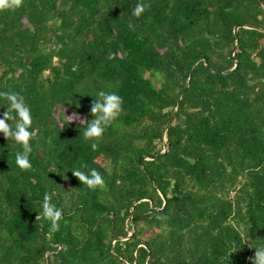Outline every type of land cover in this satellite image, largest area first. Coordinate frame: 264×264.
Segmentation results:
<instances>
[{
    "label": "trees",
    "instance_id": "obj_1",
    "mask_svg": "<svg viewBox=\"0 0 264 264\" xmlns=\"http://www.w3.org/2000/svg\"><path fill=\"white\" fill-rule=\"evenodd\" d=\"M138 2L0 12V91L25 97L36 131L27 171L0 133V264H253L264 249V30L235 34L264 29L262 0H144L137 18ZM202 57L233 69L199 61L178 102ZM101 90L124 110L93 151L82 121ZM90 169L104 188L72 172ZM45 194L63 210L59 231Z\"/></svg>",
    "mask_w": 264,
    "mask_h": 264
},
{
    "label": "clouds",
    "instance_id": "obj_2",
    "mask_svg": "<svg viewBox=\"0 0 264 264\" xmlns=\"http://www.w3.org/2000/svg\"><path fill=\"white\" fill-rule=\"evenodd\" d=\"M23 5L24 0H0V12H14L23 7ZM150 7V3H144V0H140L134 7L132 15L139 18ZM128 27L130 30H135V25L131 21ZM73 70L76 69L74 68ZM94 97L95 99L91 104V115L93 118L90 121H82V123L86 124L82 136L85 140L92 142L93 151L97 150L98 142L103 139L106 129L119 118L124 110L123 98L115 92L101 90ZM0 99L8 102L7 111L0 118V133L6 139L14 140L22 146L23 151H17L15 162L21 170H30L32 168L30 162L31 142L36 138V131H30V129H33L34 123L30 106L26 103L23 95L13 91H0ZM69 118L71 120L79 119L76 114ZM84 167L87 166L85 165ZM72 172L83 185L92 190L102 189L106 186L103 175L96 169H90L88 173L81 170H73ZM42 214L44 218L50 221L51 231H59L63 210L51 202L49 194L44 196ZM39 218L40 216L37 217V219ZM253 264H264V249H256Z\"/></svg>",
    "mask_w": 264,
    "mask_h": 264
},
{
    "label": "water",
    "instance_id": "obj_3",
    "mask_svg": "<svg viewBox=\"0 0 264 264\" xmlns=\"http://www.w3.org/2000/svg\"><path fill=\"white\" fill-rule=\"evenodd\" d=\"M262 5H263V7H264V0H262ZM240 26H245V27H250V28H257V29L264 30V29H262V28H259V27L253 26V25H240V24H238V25H236V27H235V34H236L237 37H238V29H239ZM236 49H237V44L235 45V47L233 48V50H232L231 53H230L231 59L235 62V65H234L233 68H235V67L238 65V61L235 59V51H236ZM201 60L204 61V64L206 65V67L209 69V71H210L211 73H215V74H220V75H222V74L229 73V72L233 69V68H231V69H228V70H225V71H215V70H213V69L210 67V65H209V63H208V59H207V57H202V58L198 59V61L194 64V66H193V68H192V71H191V74H190L189 80L187 81V84H186V86H185L184 91L181 92L180 95H179L178 102L181 100L182 95L184 94V92L186 91V89H187L188 86H189L190 79H191V77H192V75H193V71L195 70V67H196L197 63H198L199 61H201ZM174 115H175V111L172 113L171 118H170L169 121L167 122V124H166V129H167L168 126L170 125L171 120L173 119ZM167 147H168V141H167V139L165 138V139H164V147H163V150H161L158 154H156L155 156H153V157H151V158L154 159V158H156V157L162 155L163 153H165V152L167 151ZM149 158H150V157H147V156L141 155V156H139V162H140L141 167H142V168L145 170V172L147 173L148 177L152 180V176H151V174L149 173V171H148V170L145 168V166L143 165V160H144V159H149ZM147 199H148V198H147ZM149 200H150V202H151V204H152L153 201H152L151 199H149ZM139 201H141V200H137V201H134V202L132 203V205H131V213H133V207H134V205H135L136 203H138ZM166 203H167V200L164 199V205H165ZM164 205H163V206H164ZM128 219H130V220L132 219V214H130V215L128 216ZM132 234H134V231H133V230H130V233H129L128 236H126V237H120V238H118V239H126V238H128L129 236H131ZM141 245H142V244H141Z\"/></svg>",
    "mask_w": 264,
    "mask_h": 264
},
{
    "label": "rangeland",
    "instance_id": "obj_4",
    "mask_svg": "<svg viewBox=\"0 0 264 264\" xmlns=\"http://www.w3.org/2000/svg\"><path fill=\"white\" fill-rule=\"evenodd\" d=\"M71 117H73V116H71ZM78 117H79V119H77V120H81V117H80V116H78ZM149 234H150V231L147 232L146 237H147V235H149Z\"/></svg>",
    "mask_w": 264,
    "mask_h": 264
}]
</instances>
